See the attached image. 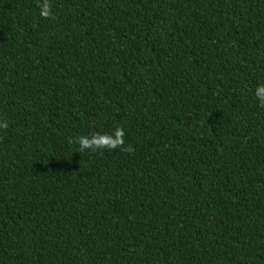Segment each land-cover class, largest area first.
<instances>
[{
	"label": "trees",
	"instance_id": "16d2710c",
	"mask_svg": "<svg viewBox=\"0 0 264 264\" xmlns=\"http://www.w3.org/2000/svg\"><path fill=\"white\" fill-rule=\"evenodd\" d=\"M261 88L264 0H0V264H264Z\"/></svg>",
	"mask_w": 264,
	"mask_h": 264
},
{
	"label": "clouds",
	"instance_id": "9594fccd",
	"mask_svg": "<svg viewBox=\"0 0 264 264\" xmlns=\"http://www.w3.org/2000/svg\"><path fill=\"white\" fill-rule=\"evenodd\" d=\"M259 92L264 95V88L259 89ZM82 147H88V143L86 141H81Z\"/></svg>",
	"mask_w": 264,
	"mask_h": 264
}]
</instances>
